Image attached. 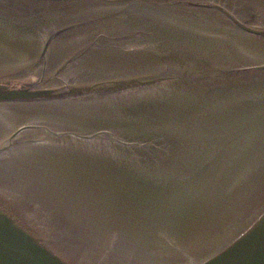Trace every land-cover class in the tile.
Masks as SVG:
<instances>
[{"label": "water", "instance_id": "obj_1", "mask_svg": "<svg viewBox=\"0 0 264 264\" xmlns=\"http://www.w3.org/2000/svg\"><path fill=\"white\" fill-rule=\"evenodd\" d=\"M0 264H264V0H0Z\"/></svg>", "mask_w": 264, "mask_h": 264}]
</instances>
